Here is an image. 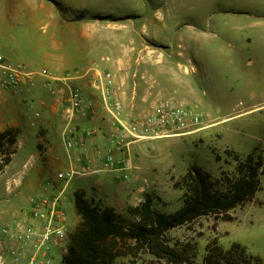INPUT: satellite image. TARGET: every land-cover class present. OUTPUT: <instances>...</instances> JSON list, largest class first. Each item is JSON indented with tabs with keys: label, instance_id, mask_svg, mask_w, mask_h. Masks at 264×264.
I'll return each instance as SVG.
<instances>
[{
	"label": "rangeland",
	"instance_id": "374dc122",
	"mask_svg": "<svg viewBox=\"0 0 264 264\" xmlns=\"http://www.w3.org/2000/svg\"><path fill=\"white\" fill-rule=\"evenodd\" d=\"M39 1L34 0V10L39 9ZM44 1L49 4L40 8L43 18L30 24L29 19L25 20L27 3L24 0H0V30L8 35V43L12 47L19 48L28 57L31 55L32 61H39L35 49L39 53H47L45 40L51 35L57 39L78 40L79 30L73 26L77 21L90 20L100 24L119 20L134 22L133 18L116 19L110 16L123 18L144 15L145 23H138L135 27L140 29L145 26L146 42L161 51V55L157 53L144 61H176L180 51L184 58L197 61L207 74L205 84L200 80L201 73L196 68L191 71L195 73L191 77L196 79L198 92L208 102V105L199 107L191 100V105L196 106L203 115L201 128H207L187 136L130 145V170L136 167L139 172L134 177L128 172L126 181L117 178L114 172L104 171L102 165L96 172L90 166H78L72 171L74 174L71 177L59 178L60 174L71 173L68 168L69 157L77 150L74 148L77 146L68 149L60 135L54 134L47 143L40 141L33 151H28L26 146L18 151L21 154L17 162L23 160V163L33 153L38 155V159L29 158L24 163L28 173L35 169L44 171V175L36 179L40 184L38 186L48 184L47 193L52 196L64 190L62 206L68 227V241L63 243L65 246L69 245L82 223L74 208L73 195L76 192H84L86 199L101 209L108 208L104 203H109L114 208L110 209L114 211L118 224L134 227L138 225V220L128 211L139 207L146 200L150 202L152 211L165 215L174 214L182 207V192L174 184L192 166L200 167L214 180H218L234 172L232 152L242 158L255 149L264 154V108H258L264 103V0H70L68 5L73 10L59 0ZM55 4L61 6V11ZM155 11L160 14L157 20L152 17ZM154 24L157 25L156 29ZM50 53L57 59L67 55L63 49H53ZM23 61L16 60L18 63ZM81 62L83 65L89 63L90 74L96 68L101 71L109 68L107 61H95L97 67L92 65V61ZM20 65L34 73L42 71ZM78 72L83 71L78 69ZM75 73L73 70L70 75L74 76ZM36 78H42L44 82H38ZM46 82L45 78L36 76L34 87L26 83L16 90L0 89V93L10 95V101L2 105L24 107L32 113L39 106L49 104L50 97L57 96L44 86ZM27 88L39 92L40 96H22L24 91L29 90ZM242 112L245 113L240 115ZM94 114L98 116L99 123L105 121L104 117L99 118V113ZM39 116L35 117L34 113L35 118ZM87 120H81L80 125ZM26 123L30 129L29 119ZM17 134L13 130L0 134V168L9 164L16 150ZM48 149L62 160V165L55 159L56 156L47 155ZM133 183L137 184V190L140 189V192L133 191L136 193L134 197L127 189ZM260 186L261 190L253 202L229 213L233 221L202 217L189 225L166 232L164 240L157 242L156 251L169 249L187 261L183 264H203L209 244L216 242L224 250L238 244L245 248L249 256L259 259V264H264V171ZM114 254L122 255L116 258L114 264H175L168 258H157L147 248H138L133 243L120 245ZM61 261L60 249L54 248L51 264H61Z\"/></svg>",
	"mask_w": 264,
	"mask_h": 264
},
{
	"label": "crops",
	"instance_id": "0c3cea01",
	"mask_svg": "<svg viewBox=\"0 0 264 264\" xmlns=\"http://www.w3.org/2000/svg\"><path fill=\"white\" fill-rule=\"evenodd\" d=\"M24 1L27 3L25 6L27 18L25 20L29 19L30 24H32L35 20L43 18V11L40 8H45V4H49L48 2L40 0L39 9L34 10V0H30L31 4H29V0ZM59 1L71 8L68 5L70 0ZM110 17L116 19L133 18L135 20L134 22L119 20L107 24L90 20L77 21L73 26L79 30V39H57L55 35H51L45 40L47 53L43 51L39 53L36 49L34 50L35 56H39V61H32L33 57L30 54V57H28L19 48L12 47L8 43V35L0 30V52L8 61L14 65L23 64L31 70H46L57 79L53 83L57 96L50 97L49 104H43L35 110L39 112V118L34 117L35 111L29 113V109L24 107L3 106L2 103L10 101V95L0 93V134L7 130L18 133L15 140L16 150L11 155L9 164L0 168V229L9 225L15 214L27 208L26 200L29 196L42 193L50 195L47 193L48 184L38 186L40 184L36 180L44 175V171L35 169L32 173H28L24 169L25 161H28L29 158L38 159V155L33 153L22 163L23 160L17 162V158L21 154L18 151L25 149V146L29 148L28 151H33V147H36L40 141L44 140L47 143L54 134L62 137L61 133L65 123L62 116L65 106L63 98L64 96L67 97L70 87L79 89L83 93L85 102L90 103L94 110L87 118L88 122L80 125L81 120H84V118H79L75 122L78 133H82L87 127L96 130L95 136L87 139L84 147H74L77 150L70 154L68 165L71 172L78 166H90L93 172H96L100 167L99 165H101L100 156L96 152L97 147L99 145H103V147L104 145H110V147L114 145L110 136L111 128L108 124V115L101 99V91L95 88L99 84L102 88L105 83L103 78L105 73H109L112 77L113 98L121 103L123 107L122 117L125 122L144 114L157 99L174 98L188 105L195 102L199 107L208 105V102H205L204 95H201L197 90L195 77H191L195 74H192L191 71L196 68L198 73H201L200 80L207 84V74L204 67L197 61L184 58L183 53H180V51L177 53L176 61H144L145 58H150L157 53L161 55V51L157 46H152L146 42L145 26L140 29L135 27L138 23L144 24L146 17L144 15H132L123 18H119L120 16ZM152 17L157 20L160 17L159 12L155 11ZM154 25V29H156L157 25ZM180 48V45H178V49ZM53 49H63L67 55H65V58L57 59L50 53ZM16 60L25 61L18 63ZM81 61H92L91 63L95 67H97L95 61H107L109 68L104 71L96 68L93 74H90L89 63L83 65ZM78 69L83 72L79 73ZM73 70L76 73L71 76L70 72ZM37 80L38 82H44L42 78ZM21 95L36 98L40 96V93L29 89ZM258 108H264V103ZM94 113H99V118L104 117L105 121L102 124L99 123L98 116ZM244 113L242 112L240 115ZM27 119L30 121V129L27 127ZM206 128L202 127L201 130ZM104 130L108 132L105 131L106 133H104ZM43 134L46 135L42 137ZM103 136L105 137L104 140H102ZM113 151L115 159L122 160V154L115 148ZM51 152L48 149L46 153L49 157L55 158L56 155ZM128 157L129 155L126 156L127 160H129ZM55 159H58L62 165V160L58 156ZM135 168L129 171L130 176L133 175L134 177L139 172ZM152 171L155 172V170ZM136 186L137 184L133 183L127 187L133 197L136 194L133 191L140 192V189L137 190ZM132 202L130 205L133 204ZM104 205L114 209L109 203H104Z\"/></svg>",
	"mask_w": 264,
	"mask_h": 264
},
{
	"label": "built area",
	"instance_id": "2783aa9c",
	"mask_svg": "<svg viewBox=\"0 0 264 264\" xmlns=\"http://www.w3.org/2000/svg\"><path fill=\"white\" fill-rule=\"evenodd\" d=\"M36 76L47 80L45 87L52 95L57 94L53 83L57 81L47 71L34 73L27 71L22 65H14L0 52V89L16 90L28 83L34 87ZM104 85L95 86L101 91V99L108 115L111 128L110 136L114 145H99L96 149L100 156L104 171L114 172L117 178L126 181L130 166L126 156L129 146L147 140H157L173 136H187L201 131L203 115L197 107L182 101L157 99L151 107L129 122L123 121V107L113 98V82L109 73L103 75ZM65 107L62 116L65 122L62 136L68 149L77 146L84 147L87 139L96 134L92 127L78 133L74 126L79 118H88L93 112L90 103H86L83 93L77 88H69L64 96ZM39 114L35 113V117ZM105 137H102L104 140ZM122 154V160L115 159L113 149ZM84 151V156H85ZM125 155V157H124ZM70 174H60L59 178L71 177ZM64 190L52 196L45 193L31 195L27 198V208L13 216L9 225L0 229V264H51L53 249H60L65 256L68 250L67 216L62 206Z\"/></svg>",
	"mask_w": 264,
	"mask_h": 264
},
{
	"label": "trees",
	"instance_id": "16d2710c",
	"mask_svg": "<svg viewBox=\"0 0 264 264\" xmlns=\"http://www.w3.org/2000/svg\"><path fill=\"white\" fill-rule=\"evenodd\" d=\"M55 5L61 11V6ZM232 158L235 163L234 172L218 180H214L200 167L192 166L174 184L182 192V207L174 214L155 213L148 200L129 210L130 215L138 220V225L134 227L118 224L112 209L95 206L86 199L84 192L74 193V208L82 223L70 239L67 254L62 257L61 264H114L116 258L122 256L114 254V251L128 243L138 248H147L157 258H168L175 264L187 263L172 250L156 251L157 242L164 240L166 232L189 225L202 217H213L223 222L233 221L229 213L253 202L261 190L263 152L255 149L244 158L232 152ZM259 263L260 260L249 256L241 245L234 244L224 250L216 242L208 245L203 259V264Z\"/></svg>",
	"mask_w": 264,
	"mask_h": 264
}]
</instances>
